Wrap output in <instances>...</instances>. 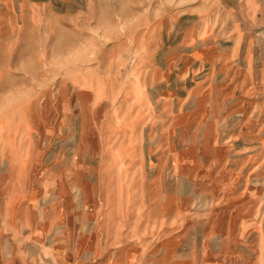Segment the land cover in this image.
<instances>
[{
	"label": "rangeland",
	"instance_id": "374dc122",
	"mask_svg": "<svg viewBox=\"0 0 264 264\" xmlns=\"http://www.w3.org/2000/svg\"><path fill=\"white\" fill-rule=\"evenodd\" d=\"M240 2L0 0V202L12 195L16 211L25 198L48 202L62 183L93 199L122 176L143 182L149 200L161 171L163 200L181 199L165 218L178 213L166 228L183 233L184 259L264 264V75L253 61L232 70L184 43L224 31ZM143 100L170 106L163 136L111 115ZM139 148L146 172L118 170ZM175 150L187 153L189 180L169 161L159 169ZM128 217L119 227L128 237L165 227ZM9 243L0 260L14 264Z\"/></svg>",
	"mask_w": 264,
	"mask_h": 264
},
{
	"label": "crops",
	"instance_id": "0c3cea01",
	"mask_svg": "<svg viewBox=\"0 0 264 264\" xmlns=\"http://www.w3.org/2000/svg\"><path fill=\"white\" fill-rule=\"evenodd\" d=\"M232 14L233 17L224 31L222 27L217 34L213 31L207 38L197 37L192 41L185 40L184 43L191 44V55H197L199 58L209 55L208 59L214 61L219 60L218 55H221L225 67L228 61L232 70L237 68L236 65L240 67L241 62L245 66H251L253 61L258 74L264 75V0H241L238 11ZM221 31L222 36L217 39L216 36ZM137 104H141L139 111H113L111 115L121 124L136 120L137 124L143 123V130H147V124H152L153 135L166 134V122L162 119L167 115L170 106L157 108L155 103L149 100ZM209 107L218 106L212 102ZM134 133V139H145L143 131ZM126 153L128 160L117 169L145 173L147 163L143 160L144 150L128 149ZM185 154L181 150H175L169 155L164 153L159 169L166 167V162L169 161L172 170L179 172V175H185L189 180L188 177L192 175L186 173L189 159L185 158ZM9 183L14 184V181L8 180L7 184ZM138 183L139 181L131 176H122L116 183L108 186L115 188L110 195L107 193L93 199L84 197L85 199H79L80 201L67 195L68 186L62 183V186H58L59 195L51 198V201L46 202L45 199L36 197L25 198L21 200L22 205L17 211L11 210L14 206L12 195H9L5 204L0 202V253L4 251L7 243L11 242L9 244L14 252V264H195L192 259H184L182 256L183 233L166 228L179 222L178 213L167 221L165 205L171 204L174 210L178 209L181 199L175 196L169 201L163 200L161 171L149 183V200L144 196L143 182ZM150 184L155 188L153 193L150 192ZM137 189L140 190L136 191ZM149 201V211L146 212V204ZM146 213L149 217L145 216ZM128 215L139 220L160 219V226L163 221L165 227L137 230L134 236L132 234L128 237L124 230L119 229L120 222L129 218ZM49 253H52V256L48 255ZM0 257L3 258L2 255ZM43 258L49 261H42ZM0 261L10 264L6 259Z\"/></svg>",
	"mask_w": 264,
	"mask_h": 264
}]
</instances>
